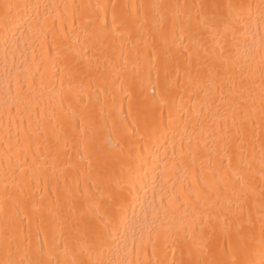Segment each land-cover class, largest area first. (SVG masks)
Wrapping results in <instances>:
<instances>
[{
    "label": "snow or ice",
    "instance_id": "1",
    "mask_svg": "<svg viewBox=\"0 0 264 264\" xmlns=\"http://www.w3.org/2000/svg\"><path fill=\"white\" fill-rule=\"evenodd\" d=\"M0 7L7 31L41 6ZM87 7L105 14L111 7L113 26L104 35L114 42L121 37L118 56L129 25L151 21L152 37L163 46V59L158 52L147 63L149 82L155 72L158 81L163 74V85L159 99L152 98L145 146L125 163L123 144L113 136L128 142L135 135L127 118L110 128L107 117L96 120L93 104L107 81L103 73L93 75L100 65L94 68L90 58L63 67L52 62L50 84L55 89L59 76L60 103L47 109L35 102V79L26 83L19 72L9 73L0 99L9 117L0 137V264H264V0L141 3L130 12L123 11L127 4L119 11L115 4ZM39 17L37 11L32 18L37 25ZM153 137L164 141V172L171 173L160 185L159 205L151 206L152 223L160 226L147 238L143 230L133 232L129 248L121 227L136 205L128 197L161 159L149 148ZM158 242L173 257L179 245L188 246L190 258L156 259Z\"/></svg>",
    "mask_w": 264,
    "mask_h": 264
},
{
    "label": "bare ground",
    "instance_id": "2",
    "mask_svg": "<svg viewBox=\"0 0 264 264\" xmlns=\"http://www.w3.org/2000/svg\"><path fill=\"white\" fill-rule=\"evenodd\" d=\"M20 3L30 5H40L37 10L32 8L27 10V14L22 15L18 21V27L9 25L6 31L3 24L0 23V99L3 98L4 90L7 88L5 77L11 73L15 77L19 72L22 79L26 83L32 79L36 81V101L46 109L55 107L60 103V96L57 95V90L60 87L59 76L55 79V89L51 87L50 81L53 76L52 62L55 61L58 67H63L65 63L71 61L75 64L79 61L81 64L88 63L89 58L95 68L100 65L99 72L93 73L94 76L103 73L107 84L103 91H100L99 101L94 102L95 118L98 122L103 123V118H108L109 128L113 120L117 124L124 122L127 118V123L130 130L135 131V135L131 140L126 142L120 135L113 136V142L120 141L123 144L125 152V163H130L128 156H136L145 146L146 124L151 122L153 115L152 103L153 95L159 99L161 86L163 85V74L159 81L156 73L149 75L147 71V63L149 58L155 60L159 52L163 59V46L152 37V24L149 21L143 28L135 25H129L123 31L125 35L122 40L123 55L118 56L121 48V37H116L115 42L113 37L109 35L105 38L104 33L112 28V12L109 7L107 14L97 12L96 9H90L88 5L115 4L118 6V11L123 10L122 6L127 4L129 8L123 10L126 12L133 11L132 5L141 3L148 4L153 2H168L175 3L177 0H0V4ZM184 2V0H179ZM256 0H253L255 3ZM49 6L45 9L43 6ZM53 5H60L59 9L53 8ZM64 5H77L78 9L64 8ZM37 11L40 13V24L37 25L32 19L36 16ZM3 9L0 7V17H2ZM60 13V18L57 13ZM50 13V15L48 14ZM55 18V19H54ZM61 20L63 22H61ZM89 21L91 23L89 24ZM147 41V43H146ZM115 49V51H114ZM71 50V51H70ZM86 52V56L83 54ZM75 53H80L76 60H72ZM137 69H141L137 74ZM174 78V77H173ZM15 87V79L12 81ZM47 85L48 87H45ZM155 85V88H153ZM67 89L65 88V92ZM179 102V95L176 97ZM69 103V97L65 96V104ZM104 111L101 114V107ZM157 117L161 115L158 111L155 113ZM165 123H167V109L163 112ZM18 123V117L16 118ZM9 123V117L0 111V137L5 133L4 125ZM175 145L177 151L180 147V129L176 130ZM167 139V152L171 156L173 151V138L169 133ZM163 140H158L153 137L149 148L152 153H156L161 158L159 167L155 173L149 171L146 179L142 181L144 187L137 184L138 192L129 196L128 199L135 203V212L132 207L128 209V215L121 231L127 229L128 246L132 247L133 232L139 236L141 230L144 231L147 238L148 230L158 228L160 221L157 220L155 225L153 221L152 203L153 201L158 206L160 197V185L169 179L170 172H164V153L165 148L161 146ZM107 148L108 146L105 145ZM148 155L149 160L152 155ZM169 167L171 161H168ZM143 175V172L141 173ZM154 177L156 178L155 187L153 186ZM128 193L125 191V196ZM2 224V217H0ZM199 230V229H197ZM43 242V237H41ZM156 259L163 260L167 254V259L171 261L188 260L189 247L179 245L175 257H173L171 249H165L162 243L156 244ZM152 245L147 248L148 254H152ZM144 250H140V258L143 259ZM123 252L120 253L122 257ZM115 258V257H113ZM130 259H136V253L132 252ZM194 258V257H193Z\"/></svg>",
    "mask_w": 264,
    "mask_h": 264
}]
</instances>
